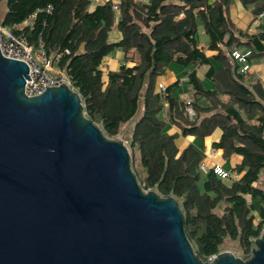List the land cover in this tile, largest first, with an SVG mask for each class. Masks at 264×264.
Listing matches in <instances>:
<instances>
[{
  "label": "trees",
  "instance_id": "1",
  "mask_svg": "<svg viewBox=\"0 0 264 264\" xmlns=\"http://www.w3.org/2000/svg\"><path fill=\"white\" fill-rule=\"evenodd\" d=\"M3 1L2 26L34 48L41 38L48 55L62 53L56 68L67 71L87 116L108 138L124 135L143 190L178 201L201 260L223 252L228 241L248 259L264 228V86L241 72L233 54L246 49L249 63L264 59L263 26L239 30L234 0H107L93 8L92 0ZM240 2L254 18L264 13V0ZM115 32L120 38L113 39ZM118 51L123 61L105 79L103 61ZM171 65L186 70L194 117L175 93L180 82L165 97L157 92ZM171 125L180 133L169 134ZM218 129L213 149L225 159L242 157L231 182L201 171L204 154L194 144L182 151L176 144L188 136L203 142Z\"/></svg>",
  "mask_w": 264,
  "mask_h": 264
},
{
  "label": "water",
  "instance_id": "2",
  "mask_svg": "<svg viewBox=\"0 0 264 264\" xmlns=\"http://www.w3.org/2000/svg\"><path fill=\"white\" fill-rule=\"evenodd\" d=\"M28 65L0 49V264H264L196 253L174 197L144 191L67 84L27 96Z\"/></svg>",
  "mask_w": 264,
  "mask_h": 264
},
{
  "label": "crops",
  "instance_id": "3",
  "mask_svg": "<svg viewBox=\"0 0 264 264\" xmlns=\"http://www.w3.org/2000/svg\"><path fill=\"white\" fill-rule=\"evenodd\" d=\"M107 0H92L93 7L98 3L105 2ZM135 1H147V0H135ZM6 14V3L3 0H0V21ZM231 17L235 26L241 31H248L249 33H254L258 28L255 24L254 15L251 11L245 8L240 0H234L231 6ZM113 39L120 38L119 33H114ZM199 39L201 46H205L207 42L206 36L201 31L199 33ZM246 51V49L241 50ZM208 55L211 56L213 53L207 51ZM123 61L122 52L118 51L113 56L107 57L104 59L102 64V71L104 73V78L107 79V74L110 71H116L120 64ZM207 67H202L199 69V74L201 76L206 72ZM249 73H253L258 77L264 86V59H258L251 62V69L248 71ZM186 70L178 65H171L166 75L158 79V83H164L166 86L172 85L175 82H180L178 89L176 90V94L178 95L180 100L184 98L190 97V93L188 92L189 83L186 77ZM205 86L207 88H211L212 85L209 82H205ZM169 134L180 133V131L173 125L168 127ZM222 136V131L220 129L216 130L211 136L204 139L202 142L200 139L194 136L188 137H179L176 140V144L178 148L182 151L190 144H194L197 148L201 149L204 154V160L211 167L214 165H220L224 170L235 173L234 168L242 162V157L239 155H233L230 159H225L223 157L221 150L213 149V143H217Z\"/></svg>",
  "mask_w": 264,
  "mask_h": 264
},
{
  "label": "built area",
  "instance_id": "4",
  "mask_svg": "<svg viewBox=\"0 0 264 264\" xmlns=\"http://www.w3.org/2000/svg\"><path fill=\"white\" fill-rule=\"evenodd\" d=\"M50 9L51 8H49V10ZM114 9H118L116 5ZM255 24L257 26H263L264 29V13L259 14L255 18ZM38 43L39 47L34 48L26 38L14 36L0 23V49L2 54L7 58L24 61L29 67V76L31 79L26 81L25 86V93L28 97L40 94L45 89L44 85L47 87H57L63 83L72 86L67 71L65 69L59 70L56 68V64L61 60L63 54L48 55L44 49V43L41 38H39ZM65 53L69 54V51ZM233 56L241 66V72L250 71L251 65L248 60L250 51L235 52ZM166 88L167 86L163 83L157 84V92L162 97L166 95ZM190 104V97L184 98L183 110L189 117H194L195 112ZM200 169L204 173L214 171V173L220 176L224 181L231 182L236 178L235 173L224 170L220 165L211 167L205 161L201 162ZM263 233L264 228L261 235ZM212 258L213 257L210 259Z\"/></svg>",
  "mask_w": 264,
  "mask_h": 264
},
{
  "label": "rangeland",
  "instance_id": "5",
  "mask_svg": "<svg viewBox=\"0 0 264 264\" xmlns=\"http://www.w3.org/2000/svg\"><path fill=\"white\" fill-rule=\"evenodd\" d=\"M253 62V61H252ZM250 65H251V63H250ZM161 83V82H160ZM164 84V83H163ZM165 85V84H164ZM170 86V85H169ZM168 87V86H167ZM167 89V88H166ZM125 129H127V128H125ZM118 140H123L124 142H125V144H126V142H127V140H125V138H124V135L122 134V135H120L118 138H117ZM126 146H127V144H126ZM229 182V181H228ZM260 186H264V183L261 181V183H260ZM224 251H230V252H232L235 256H237V257H240V258H242V256H241V250L238 248V244L237 243H235V242H230V241H228L226 244H225V246H224Z\"/></svg>",
  "mask_w": 264,
  "mask_h": 264
},
{
  "label": "bare ground",
  "instance_id": "6",
  "mask_svg": "<svg viewBox=\"0 0 264 264\" xmlns=\"http://www.w3.org/2000/svg\"><path fill=\"white\" fill-rule=\"evenodd\" d=\"M237 52H242L241 50L237 51ZM72 87V86H71Z\"/></svg>",
  "mask_w": 264,
  "mask_h": 264
},
{
  "label": "clouds",
  "instance_id": "7",
  "mask_svg": "<svg viewBox=\"0 0 264 264\" xmlns=\"http://www.w3.org/2000/svg\"><path fill=\"white\" fill-rule=\"evenodd\" d=\"M125 143V142H124Z\"/></svg>",
  "mask_w": 264,
  "mask_h": 264
}]
</instances>
